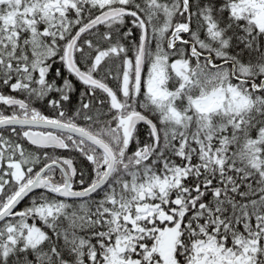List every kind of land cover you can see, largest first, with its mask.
Returning a JSON list of instances; mask_svg holds the SVG:
<instances>
[{
  "label": "snow or ice",
  "instance_id": "6c2138e0",
  "mask_svg": "<svg viewBox=\"0 0 264 264\" xmlns=\"http://www.w3.org/2000/svg\"><path fill=\"white\" fill-rule=\"evenodd\" d=\"M0 264H264V0H0Z\"/></svg>",
  "mask_w": 264,
  "mask_h": 264
}]
</instances>
